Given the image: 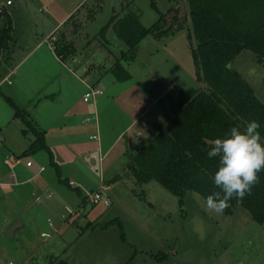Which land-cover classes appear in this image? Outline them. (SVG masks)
<instances>
[{
    "label": "rangeland",
    "instance_id": "rangeland-1",
    "mask_svg": "<svg viewBox=\"0 0 264 264\" xmlns=\"http://www.w3.org/2000/svg\"><path fill=\"white\" fill-rule=\"evenodd\" d=\"M6 2L0 0V31L8 13L13 30L0 63V76L8 77L0 87V164L14 153L22 156V167L29 159L24 153L36 140L16 117L10 100L39 130H48L47 144L56 158L59 144H68L60 156L63 161L58 162L63 177L69 180L59 181L47 152L28 155L35 164L31 173H36L38 166L47 169L43 174L46 186L34 181L25 187L23 193L29 200L22 205L27 227L14 237L2 232L0 243L20 249L30 242L28 250L35 259L29 258L28 264H51L52 259L68 264H264V228L240 205L229 215L225 209H208L206 200L195 192L179 198L155 181L139 183L127 168L128 156L121 154L129 148L125 139L117 141L104 162L101 158L102 169L99 163L93 166L87 156L80 155L98 145L90 140V130L64 141L55 130L80 106L88 113L93 111L92 104L83 102L87 92L83 79L93 67L101 72L87 75L86 82L93 86L101 81L100 86H106L105 94L96 99L99 122L108 138L104 152L143 112H147L143 122L154 120L156 131L165 129L182 105V94L204 87L197 81L193 63L192 45L196 43L186 0H177V4L172 0H14L10 8ZM178 4L182 9L178 21L166 17L160 26L165 30L156 41L151 35L152 40L140 47L134 60L123 62L131 80L119 82L109 70L128 47L111 25L113 17H123L131 10L150 28ZM64 20L55 36L57 30L53 31ZM52 32L56 34L52 36ZM60 34L72 37L77 49L72 61H61L67 68L50 51ZM231 67L264 104V65L258 57L245 50ZM112 176L116 178L110 184ZM98 190L104 198L113 197L112 205L103 201L94 205L88 200V195ZM46 192L52 195L46 196ZM5 260L6 264L19 262L15 256Z\"/></svg>",
    "mask_w": 264,
    "mask_h": 264
},
{
    "label": "trees",
    "instance_id": "trees-1",
    "mask_svg": "<svg viewBox=\"0 0 264 264\" xmlns=\"http://www.w3.org/2000/svg\"><path fill=\"white\" fill-rule=\"evenodd\" d=\"M186 2L196 43L192 45L193 63L197 81L204 87L182 94L179 111L168 120L165 129L160 128L143 141L136 153L128 156L127 168L139 183L155 181L176 197L182 198L192 191L206 200L209 195L220 191L212 179L219 167V157L209 159L207 155L214 141L226 137L232 127L240 126L243 129L246 122L251 120L260 122V132L264 136V104L231 67L245 50L252 51L258 57V62L264 65V0ZM179 5L172 7L167 14H161L160 22L150 28L144 27L140 15L131 10L123 17H113L111 25L128 47L127 51L122 52L121 60L109 70L119 82L132 78L123 62L136 58L138 47L144 39L151 35L157 39L160 32H164L165 29L162 30L160 26L164 21L166 23L167 16H171L174 22L178 21L182 10ZM153 7L156 8L155 2ZM12 30V19L8 17L0 31V60L12 41ZM105 31L106 27L101 32L102 38ZM71 38L62 34L53 43L56 55L65 64L77 56ZM9 102L16 110V117L36 137L24 156L47 152L59 181L66 182L61 179L60 168L47 145L45 131L39 130L25 111ZM239 205L264 228V170L258 173V180L250 194L243 198L234 197L228 202L226 213L231 215ZM51 264L68 263L52 259Z\"/></svg>",
    "mask_w": 264,
    "mask_h": 264
},
{
    "label": "crops",
    "instance_id": "crops-1",
    "mask_svg": "<svg viewBox=\"0 0 264 264\" xmlns=\"http://www.w3.org/2000/svg\"><path fill=\"white\" fill-rule=\"evenodd\" d=\"M11 1H12V5L7 6L8 8L14 7V5H15L14 0H11ZM7 7H6V10L8 11ZM7 15H9V17L12 19L11 14L8 13ZM69 16H71V15H69ZM69 16L67 19H69ZM65 21L66 20L60 22L59 25L57 26V28H55V30L53 32H55L60 27V25L64 24ZM0 26H1V23H0ZM58 30L56 31V33L58 32ZM53 32L51 33L52 36L56 34V33L53 34ZM61 32H63V31H61ZM57 35H59V33H57L55 36H57ZM153 39L155 40V38H153ZM55 40H57V38ZM148 40H152V36L147 37L146 39H144L140 43L138 50H137V53L140 50V47L145 42H148ZM50 51L53 54V56L56 58V61L59 62L64 67L65 65L61 62L59 57L56 55V53L53 49V46L52 47L50 46ZM1 60H0V63L2 62ZM1 66H3V65H1ZM68 70L72 74H74V72H72L70 70V68H68ZM100 72H101L100 68L96 69L95 67H93V68H91L85 72L86 75H85V78L83 79V82H84L83 84H85L86 88H87V85H89L86 82L87 81L86 77H88L87 75L95 76L96 74H99ZM7 81H8V77L3 78V76H0V87L5 85ZM100 83H101V81L97 82V84H93V86H97V85L100 86ZM101 87H103L104 90L106 89V86L104 84ZM85 94H84V96H85ZM83 102H84V98H83ZM85 104H92L93 105V111L91 113H88L86 111V109L83 108V105H82V106H80V109L77 112L72 113V117L70 118V120L66 121L64 124H62L60 127L56 128L55 130H56L57 134L59 133V135H60L59 138L63 139V141L65 139H68L71 137L76 138L77 136L81 135L82 133L85 134L88 130L91 131V132H89L90 133L89 138L93 135H99L100 141L99 142L94 141V142L98 143V145L94 148V151L93 150H85V151H82L80 154L81 157L87 156L93 166H96L99 163L101 165V169H102L103 163L101 164V158H104L103 159V162H104L106 157L110 155L111 150L114 148L117 141H120L121 139H125L127 141L129 148L126 149L125 152H121V154L123 156L127 157L131 154L136 153L137 148L143 144V141L150 138L156 132V124H157L156 121L146 120L143 122L142 121L143 116H144V114L147 113V112L146 113L143 112L142 114L137 116V118L132 119L127 124L126 128L117 136L116 141L114 143H112V145L109 148H107V150L104 152L105 145H106L108 138L106 137L105 134H103V131H102L103 124L99 122L100 116L97 113V108H96V105L98 103L96 104V102L95 103L90 102V103H85ZM149 109L150 108H147L146 111L150 112ZM130 132H132L134 134V136H132L130 134ZM45 133H46V142H47V139L49 136L48 130H46ZM66 143H68V141H66ZM48 147H49V145H48ZM68 148H69L68 144H64V142L59 144V147L56 148L57 150L60 149V154L57 156L59 158H56L54 152L50 148V150L52 151V153L54 155L55 162L58 164V166L60 168V173L62 176L61 179L65 180L66 182L69 179L63 177L62 170H61V167H60V164L58 161H61V159L63 161V157H60V156L65 154ZM131 150H133V152ZM69 154H72V152H70ZM21 157L22 156H20V157L16 156L14 153L9 158L5 157V160L9 159L12 162L13 169L16 173V177H14L11 168L5 164V160H4L3 164H0V217H2V220H0V222L2 223L0 226V235L2 234V232H5V231L8 232V230L12 227V225H14L15 223H18V222H21L22 225L16 229L13 237L17 234V232L19 230H24L27 227L25 221L23 220V217L25 216V214L23 215V209H25V208H23V205H22L23 203L25 204L29 200L28 197L25 198L24 193H23V190H25V187L34 181H39L40 186L42 188H45V186H46V180L43 178V174L47 170L45 168V166H40V167L38 166L36 173H31L30 169H33L35 166L34 162L31 160V158L29 156H24V157L29 158L26 161V163L28 161H32L34 165L32 168H27L26 164H24L22 167H20L19 165L21 162ZM96 157L99 158V161H97ZM48 162H50V160ZM114 163L115 162H113L112 165ZM42 167L45 168V171L43 173H40V169ZM114 167L116 168L118 166L116 165ZM115 178H116L115 176H112L108 182H110V184H113L115 182ZM38 179H40V180H38ZM101 186L103 187L102 184H101ZM51 195L52 194H49V192H46V196H51ZM108 198L111 200V203H112V201L114 200L113 197L111 195H108ZM9 205L11 207L10 210L5 211L8 209ZM1 211H3L4 213H2ZM28 212L30 213V211H28ZM29 213H26V214L29 215ZM44 235L45 234L43 233L42 236H44ZM27 246L28 247L31 246V243L29 242V245L27 244ZM28 247L17 249L16 247L14 248L12 246H9L6 242L2 241L0 243V264H6L5 259L8 256H11V257L15 256L17 259H19V262L21 264H28L29 258L32 260L35 259V254H32L31 252H29ZM33 253H36V252H33ZM11 261H18V260H11ZM19 262H14V263L19 264ZM10 264H13V263L10 262Z\"/></svg>",
    "mask_w": 264,
    "mask_h": 264
},
{
    "label": "clouds",
    "instance_id": "clouds-1",
    "mask_svg": "<svg viewBox=\"0 0 264 264\" xmlns=\"http://www.w3.org/2000/svg\"><path fill=\"white\" fill-rule=\"evenodd\" d=\"M260 129V122L251 120L243 129L232 127L226 137L214 141L207 155L209 159L219 157L212 179L220 191L206 198L208 209L223 211L232 198L250 194L258 173L264 170V136Z\"/></svg>",
    "mask_w": 264,
    "mask_h": 264
},
{
    "label": "built area",
    "instance_id": "built-area-1",
    "mask_svg": "<svg viewBox=\"0 0 264 264\" xmlns=\"http://www.w3.org/2000/svg\"><path fill=\"white\" fill-rule=\"evenodd\" d=\"M6 5H7V6H11V5H12V1H11V0H8V1L6 2ZM74 64H75V63H74ZM70 70L73 71V69H71V68H70ZM104 94H105V90H104L103 87H101V86H99V85H97V86H90V85H87V92H86V94H85V96H84V102H85V103H90V102H94V103H95L97 97L103 96ZM90 139L93 140V141H97V142L100 141V137H99V135H93V136L90 137ZM5 164L11 168L14 177H16V173H15V171H14V169H13V164H12V162H11L9 159H7V160H5ZM33 165H34V164H33L32 161H28V162L26 163V167H27V168H32ZM44 171H45V168L42 167V168L40 169V173H43ZM88 197H89L88 200H89L92 204H94V205H98V204H100V202H102V201L104 202V204H105L106 206H110V205L112 204V203H111V200H110L108 197L104 198V195H103L102 192L99 191V190H98L96 193L89 194Z\"/></svg>",
    "mask_w": 264,
    "mask_h": 264
},
{
    "label": "water",
    "instance_id": "water-1",
    "mask_svg": "<svg viewBox=\"0 0 264 264\" xmlns=\"http://www.w3.org/2000/svg\"><path fill=\"white\" fill-rule=\"evenodd\" d=\"M22 223L21 222H18V223H15L14 225H12V227L8 230L7 234L9 237H13L16 229L21 226Z\"/></svg>",
    "mask_w": 264,
    "mask_h": 264
}]
</instances>
